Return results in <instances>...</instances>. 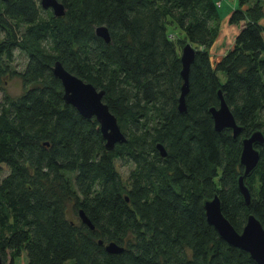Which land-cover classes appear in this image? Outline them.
Returning <instances> with one entry per match:
<instances>
[{"label":"trees","instance_id":"obj_1","mask_svg":"<svg viewBox=\"0 0 264 264\" xmlns=\"http://www.w3.org/2000/svg\"><path fill=\"white\" fill-rule=\"evenodd\" d=\"M237 1L229 23L244 25L213 61L214 0H57L62 17L38 0H0L3 264H257L219 238L202 207L217 195L237 232L249 215L264 229V144L244 180L250 207L237 185L241 139L264 136V0ZM100 26L109 43L96 36ZM188 43L195 60L180 114V49ZM16 52L25 57L21 71L11 67ZM57 61L105 92L125 143L107 150L95 118L64 102L51 71ZM14 77L23 92L13 98L6 82ZM219 91L242 129L236 139L214 131L209 110ZM117 162L132 164L126 181ZM79 210L93 230L70 219ZM111 242L124 250L109 254Z\"/></svg>","mask_w":264,"mask_h":264},{"label":"water","instance_id":"obj_2","mask_svg":"<svg viewBox=\"0 0 264 264\" xmlns=\"http://www.w3.org/2000/svg\"><path fill=\"white\" fill-rule=\"evenodd\" d=\"M39 5H41L43 10L51 9L53 16H63L64 8L57 0H40ZM95 34L99 38L104 39L106 43H109L110 38L106 27L100 26L96 29ZM180 55L182 85L180 87L181 92L178 98L177 109L180 114H185L187 112L185 97L189 92V71L191 64L195 60V50L188 43L181 48ZM51 71L54 77L59 79L62 84L64 102L69 105L71 104L81 116L87 119L95 118L100 127L101 135H103L107 150H113L117 143L122 144L126 142L116 118L109 113L107 105L102 102L104 91H97L92 84L85 83L70 72L68 73L58 61L54 64ZM217 97H219L218 108L214 107L209 110L214 123V131L221 133L225 130H231L233 139H236L242 132V129L236 124L232 112L228 108L220 91ZM263 144L264 136L261 131H255L248 138L241 139L239 163L243 171L242 175L237 179V185L246 207H250L251 205V196L247 186L244 185V180L252 174V171L259 163L260 153L255 147ZM157 149L162 157H166V152L162 145H158ZM202 207L205 211L207 223L216 230L219 238L230 247L246 251L257 264H264V229L253 215L247 216V222L242 227V231L237 232L231 223L224 218L222 208L220 207V199L217 195H214L211 199L204 200ZM78 214L81 223L93 230V225H91L90 220L83 211L79 210ZM99 245H103L102 241H99ZM105 250L109 254H120L124 249L111 242L105 245ZM0 264H3L1 256Z\"/></svg>","mask_w":264,"mask_h":264},{"label":"rangeland","instance_id":"obj_3","mask_svg":"<svg viewBox=\"0 0 264 264\" xmlns=\"http://www.w3.org/2000/svg\"><path fill=\"white\" fill-rule=\"evenodd\" d=\"M38 1H40V0H38ZM254 1H258V0H251L250 3H253ZM259 1H263V0H259ZM229 17H228V21H226L224 23H223V17L222 18H218V33H217V36L213 40L215 45L221 44L220 47L218 48V50H222L223 51V49L227 48V46H228L226 44V42H225L227 37L225 36L223 38L224 41H221V38H222L223 32H224L223 29L226 26H232L229 23ZM221 22H222V24H221ZM173 31L175 32V30H173ZM175 34H177V36L178 35L181 36V34L179 32L175 33ZM182 46H185V45H182ZM25 62H26L25 61V57L23 55L19 54L18 52H16L14 54L13 64H11V67L13 69H15L16 71H21L24 68ZM217 75H219L220 82L224 83L225 76L222 73H217ZM6 92H7L8 95H10L13 98L19 96L23 92V86H22L20 80L17 77L11 78V79H9L6 82ZM1 98H2V95L0 94V100H1ZM2 167L5 168L4 165H2ZM115 167L117 168L121 179H123L124 181H126V177L128 176V172L133 168L132 164H129L128 166H120L119 162L116 163ZM70 219L74 220V221L75 220H78V221L80 220L78 215L74 216L73 214L70 215ZM25 262L26 261H25L24 257H22L20 260H17V264H25ZM66 264H72V263L70 261H68V262H66Z\"/></svg>","mask_w":264,"mask_h":264},{"label":"crops","instance_id":"obj_4","mask_svg":"<svg viewBox=\"0 0 264 264\" xmlns=\"http://www.w3.org/2000/svg\"><path fill=\"white\" fill-rule=\"evenodd\" d=\"M214 1L216 4L219 3V6L217 7L218 18L223 17V23L228 21V17L231 15L232 11L237 9V7H238V1L237 0H214ZM221 24H222V22H221ZM243 25H244V23H241L238 26L237 25L226 26L223 29L224 32H223V36L221 38V41H224L223 38L225 36L227 37L225 42L228 45L227 46L228 49L224 48L223 51L218 50V48L220 47L221 44H218V45L213 44L212 48L209 51L211 59L213 61L220 60L223 57V55L225 54V52L232 48V46L234 44V37L240 31V28Z\"/></svg>","mask_w":264,"mask_h":264},{"label":"built area","instance_id":"obj_5","mask_svg":"<svg viewBox=\"0 0 264 264\" xmlns=\"http://www.w3.org/2000/svg\"><path fill=\"white\" fill-rule=\"evenodd\" d=\"M216 6L218 7L219 6V3H217Z\"/></svg>","mask_w":264,"mask_h":264}]
</instances>
